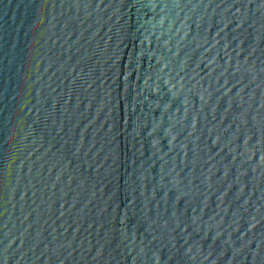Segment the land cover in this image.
<instances>
[{
  "label": "water",
  "instance_id": "water-1",
  "mask_svg": "<svg viewBox=\"0 0 264 264\" xmlns=\"http://www.w3.org/2000/svg\"><path fill=\"white\" fill-rule=\"evenodd\" d=\"M0 264H264V0H0Z\"/></svg>",
  "mask_w": 264,
  "mask_h": 264
}]
</instances>
